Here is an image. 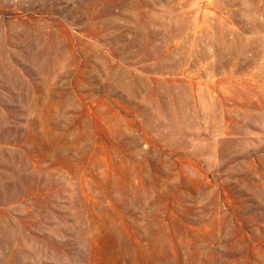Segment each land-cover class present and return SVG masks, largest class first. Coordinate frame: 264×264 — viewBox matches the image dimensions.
Listing matches in <instances>:
<instances>
[{
    "label": "rangeland",
    "instance_id": "374dc122",
    "mask_svg": "<svg viewBox=\"0 0 264 264\" xmlns=\"http://www.w3.org/2000/svg\"><path fill=\"white\" fill-rule=\"evenodd\" d=\"M0 264H264V0H0Z\"/></svg>",
    "mask_w": 264,
    "mask_h": 264
}]
</instances>
